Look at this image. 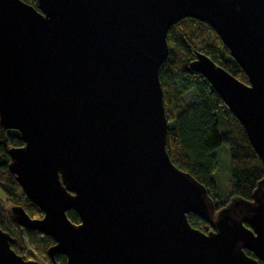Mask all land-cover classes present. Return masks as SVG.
I'll list each match as a JSON object with an SVG mask.
<instances>
[{
    "label": "water",
    "instance_id": "water-1",
    "mask_svg": "<svg viewBox=\"0 0 264 264\" xmlns=\"http://www.w3.org/2000/svg\"><path fill=\"white\" fill-rule=\"evenodd\" d=\"M37 1L0 0V123L25 142L9 151L10 171L43 215L15 205V223L51 236L49 257L67 264L264 263V178L251 202L234 198L217 213L168 155L159 78L172 26L211 25L249 84L202 53L190 69L264 164V0ZM190 213L212 231L194 229ZM13 242L0 228V264H41Z\"/></svg>",
    "mask_w": 264,
    "mask_h": 264
},
{
    "label": "trees",
    "instance_id": "trees-1",
    "mask_svg": "<svg viewBox=\"0 0 264 264\" xmlns=\"http://www.w3.org/2000/svg\"><path fill=\"white\" fill-rule=\"evenodd\" d=\"M37 8V0H22ZM168 60L160 68V81L164 91L165 113L167 114V152L173 165L188 173L208 189L214 200L216 212L227 207L234 199L251 202L254 191L264 178V164L248 140L246 130L235 118L215 89L203 76L190 69L197 54H204L217 66L224 68L242 83L249 84V78L230 56L215 29L205 22L191 17L180 20L172 26L168 35ZM222 130L223 133L220 131ZM25 142L17 130H8L0 123V228L7 232L13 243L11 248L27 261L41 264H67V257H49L48 251L55 244L51 236H43L25 230L15 223L10 209L17 205L24 208L31 218H42L39 206L34 205L24 194L16 175L11 173L10 150L22 148ZM226 148L229 155V172L232 190L226 201L218 196L215 174L219 168L215 151ZM6 204H10L9 208ZM68 219L80 225L77 213L70 210ZM190 225L206 234L211 225L193 213L187 215ZM246 254L255 258L246 250ZM259 264H264L259 261Z\"/></svg>",
    "mask_w": 264,
    "mask_h": 264
},
{
    "label": "rangeland",
    "instance_id": "rangeland-1",
    "mask_svg": "<svg viewBox=\"0 0 264 264\" xmlns=\"http://www.w3.org/2000/svg\"><path fill=\"white\" fill-rule=\"evenodd\" d=\"M221 133L222 130L220 131ZM226 148L216 149L215 156L218 158L219 168L215 174L216 185L218 186V196L221 201H226L230 197L232 190L231 174L229 172V155H226ZM0 198L4 201L5 196L0 192ZM9 208L10 204H6Z\"/></svg>",
    "mask_w": 264,
    "mask_h": 264
},
{
    "label": "flooded vegetation",
    "instance_id": "flooded-vegetation-1",
    "mask_svg": "<svg viewBox=\"0 0 264 264\" xmlns=\"http://www.w3.org/2000/svg\"><path fill=\"white\" fill-rule=\"evenodd\" d=\"M231 201H232V200H231ZM231 201H230V202H231ZM230 202H229V204H230Z\"/></svg>",
    "mask_w": 264,
    "mask_h": 264
}]
</instances>
